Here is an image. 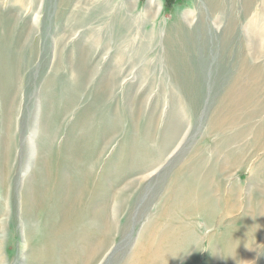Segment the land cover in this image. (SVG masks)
Wrapping results in <instances>:
<instances>
[{
	"label": "rangeland",
	"instance_id": "obj_1",
	"mask_svg": "<svg viewBox=\"0 0 264 264\" xmlns=\"http://www.w3.org/2000/svg\"><path fill=\"white\" fill-rule=\"evenodd\" d=\"M157 1L0 0V264H264L220 203L264 191V91L213 127L264 1Z\"/></svg>",
	"mask_w": 264,
	"mask_h": 264
},
{
	"label": "bare ground",
	"instance_id": "obj_2",
	"mask_svg": "<svg viewBox=\"0 0 264 264\" xmlns=\"http://www.w3.org/2000/svg\"><path fill=\"white\" fill-rule=\"evenodd\" d=\"M138 0H134V3L136 4ZM264 1V0H263ZM159 2L157 0H149L148 2V10L147 11H154L156 14H158L160 12V7H159ZM262 3V2H261ZM154 8V9H152ZM261 11V9H260ZM257 12V11H256ZM263 13V12H262ZM263 15V14H262ZM252 17V16H251ZM260 17V15L258 16ZM264 17V15H263ZM255 18V17H254ZM253 18V19H254ZM252 19V18H251ZM252 19V20H253ZM251 20V21H252ZM257 20V18H256ZM260 20V19H259ZM262 20V19H261ZM264 21V20H263ZM251 23V22H250ZM249 25V24H248ZM257 25V24H256ZM264 25V24H263ZM259 26V25H258ZM261 26V25H260ZM263 27V26H262ZM250 28V27H249ZM264 28V27H263ZM248 29V28H247ZM251 32V31H250ZM252 33L255 35V37H259L261 35H263L260 31H259V27L257 28H253L252 30ZM245 34V33H244ZM249 37V36H248ZM245 36V38H248ZM250 39V38H249ZM248 39V40H249ZM257 39V38H256ZM262 39V38H261ZM247 41V40H246ZM252 41V39H251ZM262 41V40H260ZM180 42H182V40H180ZM250 42V41H248ZM254 43V42H253ZM257 43V41H256ZM259 43V42H258ZM249 46V44H248ZM247 46V47H248ZM253 46V45H252ZM251 46V47H252ZM250 47V46H249ZM248 47V48H249ZM255 49H252L251 52L250 50L247 52L245 50H242L241 51V55H240V65H239V70L236 74V76L234 77L235 79L229 84L227 90H226V96H225V100L224 102L220 103L219 107H221V109H223L224 107H226V113L225 115H223L222 119L221 120H216L214 121L213 123V127L214 129H218V128H223V126L225 124H229V128L231 127H235L238 125V121H240L241 119V115L239 116H236V113L235 112H242V113H245V110L248 108V106L254 104L255 102L257 101H260L262 99V96L261 93L264 91V68H263V63H261V58L264 56V42H260L258 44V46H255L254 47ZM172 53L174 52L173 50L171 51ZM257 62V63H256ZM185 72V71H184ZM190 70L188 72V75L190 74ZM219 109V108H218ZM262 113H264V109L262 110ZM261 121L258 122V128L257 129H252L251 127L249 128L250 130H252L253 132L248 135L250 137H252L253 139L252 140H249L248 143L250 144V146L252 145H255L256 144V147L254 149V152L255 153H262V162H261V166H260V169H263L264 170V118H261L260 119ZM171 128V127H170ZM247 131V130H245ZM245 131H239L238 134L236 135V137H242V138H245ZM173 133V132H172ZM246 136V139L247 137ZM251 139V138H250ZM238 142H243L245 140H239V139H236ZM229 141H232V139H229ZM245 144V143H244ZM243 144V145H244ZM235 153V152H233ZM237 154V153H236ZM58 155V154H57ZM56 155V156H57ZM59 157V156H58ZM232 158V162L236 161L237 160V156L236 157H231ZM254 158V157H253ZM252 158V159H253ZM61 159V158H60ZM251 159V160H252ZM60 161V160H59ZM62 164L60 165L61 167L64 165L63 164V160L61 161ZM231 162V163H232ZM249 165V164H248ZM59 166V165H58ZM232 167H235V165H232ZM63 168V167H62ZM61 168V170H62ZM199 169H197L196 171H198ZM195 171V172H196ZM57 170L55 169V172H54V175L56 174ZM193 172V171H192ZM59 173V171H58ZM201 174V173H200ZM59 176V175H58ZM68 178V177H67ZM66 179V178H65ZM65 179H64V182H65ZM201 179V178H200ZM101 183V182H100ZM200 183V182H199ZM203 182H201L202 184ZM64 184V183H63ZM225 184V183H224ZM103 185V184H101ZM215 185V184H214ZM245 185V184H244ZM62 186V185H61ZM198 186V185H197ZM200 186V185H199ZM226 186V185H224ZM64 188V186H63ZM68 188V186H67ZM51 189V188H50ZM66 189V187H65ZM204 190V189H203ZM29 191H31L30 189L27 191V197H26V201H25V206H24V210L25 211H28V212H32L34 209H36L34 206L35 205H38L39 204H42L40 203L41 202V196H38L36 194H34V202H32V193L29 194ZM54 191V190H53ZM60 191V190H59ZM65 191V190H64ZM70 191V190H69ZM208 191V190H207ZM221 193L223 194V196L221 197L222 201L220 202L223 207L225 206V216H233L235 217L236 220H240V219H243V221L241 220L242 224L244 225L245 224V228L248 230V232L250 231V233H254L253 236H255V234H258L261 239V245L264 244V191L262 190H257V189H252V190H249V193L246 197V200H245V203L243 204L240 203V201L238 199H233V197L231 196V194L234 192L232 189H227V188H222L221 186V189H220ZM53 193V192H51ZM179 193V192H178ZM204 193V192H203ZM54 194V193H53ZM214 194V192H213ZM49 195V194H48ZM64 195V193H63ZM205 195V194H204ZM56 196V195H55ZM44 197V196H43ZM42 197V199H43ZM51 197V196H50ZM62 197V195H61ZM213 197V196H212ZM36 198H40V199H36ZM54 198V197H53ZM46 199V198H44ZM50 199V198H49ZM56 199V197H55ZM63 199V197H62ZM198 199V198H197ZM212 199V198H211ZM217 199V198H216ZM182 200V199H181ZM196 200V199H195ZM218 200V199H217ZM44 201V200H43ZM61 201V200H60ZM77 201V200H76ZM197 201V200H196ZM49 202V201H48ZM55 202V201H54ZM58 202V201H57ZM190 203V201H187ZM185 202V203H187ZM198 202V201H197ZM211 202H213L214 204H216V201L212 200ZM59 203V202H58ZM78 203V202H77ZM188 203V204H189ZM206 203V202H205ZM45 204V203H44ZM52 204V203H49V205ZM193 204V203H192ZM198 204V203H197ZM210 204V203H209ZM208 204V205H209ZM245 204H248V208H245ZM54 204H52L53 206ZM187 205V204H186ZM194 205H196V203H194ZM190 206V204H189ZM47 207V205H46ZM89 207V205H88ZM188 207V205L186 206V208ZM193 207V206H192ZM92 208V207H91ZM184 208V207H183ZM191 208V207H190ZM221 208V207H220ZM241 208L245 209L243 213V217H238L237 215L240 214L238 213L239 210L241 211ZM51 209V208H50ZM87 209V208H86ZM188 209V208H187ZM196 209V208H195ZM88 210V209H87ZM86 210V211H87ZM90 210V209H89ZM207 210V209H206ZM220 210V209H219ZM101 211V210H100ZM192 211V210H191ZM197 211V210H196ZM88 212V211H87ZM203 212V211H202ZM213 212H216L215 210ZM102 213V212H101ZM185 213V212H184ZM196 213V212H195ZM211 214V213H210ZM213 215V214H212ZM89 216V215H88ZM199 216V215H197ZM224 216V217H225ZM212 218V216H211ZM99 219V218H98ZM234 219V220H235ZM76 220V217L73 216L71 218V221L70 223H73L75 222ZM94 220V219H93ZM92 221V220H91ZM101 221V220H100ZM90 222V220H89ZM78 224V223H77ZM153 224V223H152ZM90 225V224H89ZM224 225V224H223ZM221 227V226H220ZM244 228V227H243ZM228 231V230H227ZM104 232V231H103ZM230 232V231H228ZM77 234V233H76ZM227 234V233H225ZM240 234V233H239ZM242 234V233H241ZM237 235V234H236ZM225 236V235H224ZM148 237V236H147ZM146 237V238H147ZM219 237V236H218ZM226 237V236H225ZM231 237V236H230ZM232 237H234L235 239V236L232 235ZM239 238V236H237ZM242 238V236H241ZM240 238V239H241ZM249 238H252V237H249ZM254 238H257V237H254ZM253 238V240H254ZM257 238V239H259ZM259 239V241H260ZM189 240V239H188ZM214 240V238H213ZM233 240V239H232ZM238 240V239H237ZM69 241V240H68ZM147 241V239H146ZM161 241V240H160ZM159 241V242H160ZM190 241V240H189ZM230 241V240H229ZM227 241V242H229ZM239 241V240H238ZM258 241V240H257ZM150 242H154V241H151ZM193 242V241H192ZM247 242H248V238H247ZM77 243V242H76ZM157 243V242H156ZM235 243V242H234ZM148 244V243H147ZM191 244V243H190ZM219 244V242H218ZM241 243L239 242V247L238 249L240 248V245ZM249 244V243H248ZM247 244V245H248ZM176 245V244H175ZM180 245V244H179ZM178 245V246H179ZM233 245V243H232ZM235 245V244H234ZM233 245V246H234ZM238 245V244H237ZM243 245H246L243 243ZM253 245V244H251ZM164 246V245H163ZM177 246V245H176ZM216 246V245H215ZM232 246V247H233ZM254 246V245H253ZM184 247V246H183ZM189 247V246H188ZM222 247V246H221ZM237 247V246H236ZM235 247V248H236ZM259 247V246H258ZM162 248V247H161ZM193 248V247H192ZM216 248V247H215ZM180 249H183V248H180ZM218 249V248H217ZM223 249V248H222ZM234 249V248H233ZM240 249H243V248H240ZM2 250L3 248H1V253H2ZM94 250V249H93ZM163 250V249H162ZM173 250V249H172ZM176 249H174L175 251ZM236 251V249H234ZM257 250V249H256ZM263 250V249H262ZM168 251V250H167ZM232 251V250H231ZM247 251V249H246ZM170 252H172L170 250ZM177 252V251H176ZM180 252V251H179ZM225 252V251H224ZM223 252V253H224ZM234 252V251H233ZM238 252V251H237ZM191 252H189L188 254H190ZM217 253V252H215ZM219 253V252H218ZM241 253V252H240ZM239 253V255H240ZM139 254V253H138ZM141 254V252H140ZM187 254V253H186ZM226 254V252H225ZM261 254V253H260ZM168 256V253L166 254ZM176 255V254H175ZM179 255V254H178ZM217 255V254H216ZM224 255V254H223ZM232 254H230V258L232 259L231 257ZM149 259V262L150 264H152V262L154 261H164V259L160 258L161 256H164V255H160V252L157 250V251H154V250H151L149 255H147ZM166 256V257H167ZM172 256V255H171ZM139 257V256H137ZM165 257V258H166ZM179 257V256H177ZM227 257V256H226ZM240 257L242 256H239L237 257V259H239ZM89 258V257H88ZM141 258V257H140ZM176 259V257H174ZM173 258V260H174ZM228 258V259H230ZM143 259V258H142ZM142 259L140 261H142ZM219 259V258H218ZM224 259V258H223ZM145 260V258H144ZM181 260V259H180ZM240 260V259H239ZM170 261V260H169ZM231 261V260H230ZM132 262V261H131ZM134 262V261H133ZM148 262V263H149ZM166 262V261H165ZM172 262V261H171ZM236 262V260H235ZM234 262V263H235ZM249 262H252V260H249ZM176 263V262H175ZM135 264V263H134ZM224 264V263H223ZM233 264V263H232Z\"/></svg>",
	"mask_w": 264,
	"mask_h": 264
}]
</instances>
